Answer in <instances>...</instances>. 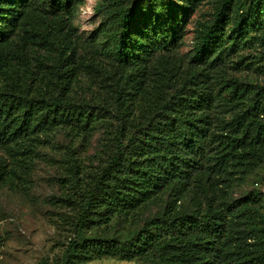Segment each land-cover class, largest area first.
Here are the masks:
<instances>
[{
    "label": "trees",
    "instance_id": "1",
    "mask_svg": "<svg viewBox=\"0 0 264 264\" xmlns=\"http://www.w3.org/2000/svg\"><path fill=\"white\" fill-rule=\"evenodd\" d=\"M80 4L0 0V183L20 178L18 171L27 170L45 144L42 138L59 129L87 134L99 125L107 157L81 193L68 199L77 214L63 264L103 258L264 264V215L245 199L208 200L209 188L229 185V171L264 144V87L222 73L226 58L257 24L249 18L264 25V0H249L235 18L233 0H219L180 73L169 61L182 40L170 0H106L114 34L111 67L105 97L90 101L72 94L80 71L74 40ZM149 11L158 23H146ZM151 75L155 86H148ZM169 188L174 203L186 190L196 192L197 208L177 211L168 204L129 241L84 236L116 217L135 218Z\"/></svg>",
    "mask_w": 264,
    "mask_h": 264
},
{
    "label": "rangeland",
    "instance_id": "2",
    "mask_svg": "<svg viewBox=\"0 0 264 264\" xmlns=\"http://www.w3.org/2000/svg\"><path fill=\"white\" fill-rule=\"evenodd\" d=\"M218 1L170 0L171 20L174 27L182 31L180 46L169 54L176 72L187 69L196 33L211 22ZM233 4L232 18H235L248 10L249 0H233ZM146 16V23H158L155 12L149 11ZM258 21L257 16L249 18L250 23L257 24L250 27L248 38L236 53L226 58L222 73L226 79L264 87V25L258 26ZM112 30L106 0H82L74 21L80 71L72 94L79 100L105 97L104 86L111 67L108 50L114 42ZM155 81V76L151 75L148 86H155ZM151 90L147 88L146 94ZM134 113L138 115L137 107ZM233 113L224 114V119L230 121ZM105 136V130L99 125L87 134L59 129L47 139L42 138L45 144L28 162V169L18 171L20 178L13 175L0 183V264H63L67 247L75 239L72 222L77 214L68 199L77 197L84 182L103 165L107 157ZM256 149L253 159L244 160L229 171V185L209 188V204L245 199L253 211L264 215V144ZM170 193V188L163 191L138 211L135 218L125 221L123 217H116L98 229L85 232L84 236L129 241L147 220L161 213L168 204L177 211L184 207L197 208V193L193 190L181 193L177 203ZM75 264L152 263L139 258L128 261L103 258Z\"/></svg>",
    "mask_w": 264,
    "mask_h": 264
}]
</instances>
